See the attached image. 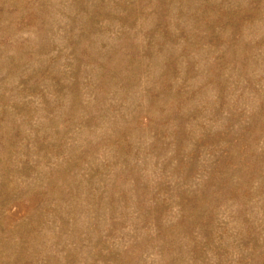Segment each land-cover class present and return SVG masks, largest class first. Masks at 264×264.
I'll return each mask as SVG.
<instances>
[{
	"label": "rangeland",
	"instance_id": "rangeland-1",
	"mask_svg": "<svg viewBox=\"0 0 264 264\" xmlns=\"http://www.w3.org/2000/svg\"><path fill=\"white\" fill-rule=\"evenodd\" d=\"M0 264H264V0H0Z\"/></svg>",
	"mask_w": 264,
	"mask_h": 264
}]
</instances>
